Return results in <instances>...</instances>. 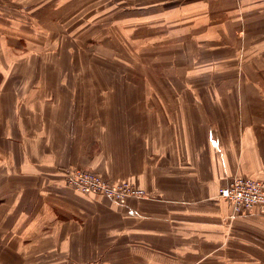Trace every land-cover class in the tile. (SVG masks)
<instances>
[{
    "label": "crops",
    "instance_id": "obj_1",
    "mask_svg": "<svg viewBox=\"0 0 264 264\" xmlns=\"http://www.w3.org/2000/svg\"><path fill=\"white\" fill-rule=\"evenodd\" d=\"M112 4L125 41H186L223 66L72 69L66 47L0 23V264H264V207L231 216L218 194L264 179V0ZM67 166L146 196L76 192Z\"/></svg>",
    "mask_w": 264,
    "mask_h": 264
},
{
    "label": "rangeland",
    "instance_id": "obj_2",
    "mask_svg": "<svg viewBox=\"0 0 264 264\" xmlns=\"http://www.w3.org/2000/svg\"><path fill=\"white\" fill-rule=\"evenodd\" d=\"M8 1L0 0V23L23 29V36L16 41H47V49L43 51L55 56L64 53L63 47H66L65 54L72 59V69H174L187 64L198 69L223 66L221 55H211L221 60L210 61L208 65L202 54L191 52L185 44L182 46L186 41H125L129 34L125 31L122 35L117 24H113V0H34L36 8L31 3L26 5L27 0L23 8L11 7ZM58 5L59 8L55 7ZM119 34L120 41L117 40ZM4 38L6 41V36ZM175 48L180 55L195 53L197 57L177 62ZM102 54L104 60L99 56Z\"/></svg>",
    "mask_w": 264,
    "mask_h": 264
},
{
    "label": "built area",
    "instance_id": "obj_3",
    "mask_svg": "<svg viewBox=\"0 0 264 264\" xmlns=\"http://www.w3.org/2000/svg\"><path fill=\"white\" fill-rule=\"evenodd\" d=\"M62 173L65 184L79 193L99 194L117 202L146 196L143 189L129 181L108 180L78 166L65 167ZM218 194L229 203L231 216L249 211L255 205L264 207V179L233 175L219 188Z\"/></svg>",
    "mask_w": 264,
    "mask_h": 264
}]
</instances>
